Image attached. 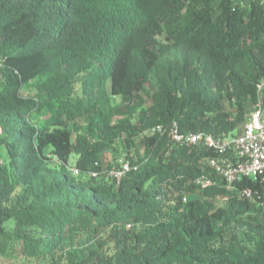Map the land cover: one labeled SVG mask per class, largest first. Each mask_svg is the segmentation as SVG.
I'll list each match as a JSON object with an SVG mask.
<instances>
[{
    "label": "trees",
    "instance_id": "16d2710c",
    "mask_svg": "<svg viewBox=\"0 0 264 264\" xmlns=\"http://www.w3.org/2000/svg\"><path fill=\"white\" fill-rule=\"evenodd\" d=\"M0 61V259L264 264V180L227 190L205 162L216 151L171 135L174 124L222 138L245 120L264 77L262 5L0 0ZM157 124L163 133L144 134ZM106 152L136 169L116 181L66 166L75 156L82 174L98 170ZM201 173L214 184L195 191Z\"/></svg>",
    "mask_w": 264,
    "mask_h": 264
},
{
    "label": "built area",
    "instance_id": "2783aa9c",
    "mask_svg": "<svg viewBox=\"0 0 264 264\" xmlns=\"http://www.w3.org/2000/svg\"><path fill=\"white\" fill-rule=\"evenodd\" d=\"M250 1H256L264 7V0H232L238 5H246ZM255 101L249 103L250 109H246L245 120L238 127L222 138L214 137L202 132H190L180 134L173 124L172 137L177 142L186 145L201 144L213 149L219 155L215 158H206V164L213 170L214 177H220L226 184V189L231 190L235 181L242 178L264 180V77L255 83ZM165 127L162 124L152 126L146 130V134L163 133ZM120 168H111L106 171L107 176L119 179L130 169L127 160L121 161ZM214 177L201 173L192 178L194 190H201L214 184ZM242 194L250 199L249 189H244ZM194 198L197 194H194ZM186 196L183 197V201ZM217 206H222L227 201L225 196L214 198ZM128 226V225H127Z\"/></svg>",
    "mask_w": 264,
    "mask_h": 264
},
{
    "label": "rangeland",
    "instance_id": "374dc122",
    "mask_svg": "<svg viewBox=\"0 0 264 264\" xmlns=\"http://www.w3.org/2000/svg\"><path fill=\"white\" fill-rule=\"evenodd\" d=\"M150 101L147 100L146 105H149ZM245 107L248 109H250L249 104H246ZM223 109L227 112H232V107L230 106V104H228L227 102H224L223 104ZM34 119V118H33ZM133 146L135 148V152L138 155H142L143 152V146L139 145L138 142L135 140L133 142ZM0 157L2 158V155L0 154ZM111 156L109 155V152H106L105 155L103 156V162H106L108 159H110ZM75 161V157L71 156L69 159V164L72 165ZM108 234L107 232H103L101 233L99 236H95L93 234H81L80 236L77 237L73 247L76 248L78 251L80 252H85L88 251V249L91 246H95L96 244V239H99L101 241L106 240ZM111 244H109L108 246L103 245L101 248H99V251H103L104 253H107L109 251H111ZM40 261V259H35V258H20V259H16V260H12L10 258H4V259H0V264H25V263H31V264H38V262ZM66 262V261H65Z\"/></svg>",
    "mask_w": 264,
    "mask_h": 264
},
{
    "label": "clouds",
    "instance_id": "9594fccd",
    "mask_svg": "<svg viewBox=\"0 0 264 264\" xmlns=\"http://www.w3.org/2000/svg\"><path fill=\"white\" fill-rule=\"evenodd\" d=\"M1 62V61H0ZM158 125V124H157ZM150 128V127H149ZM147 130V129H146ZM146 130L144 131V134L145 135H149V134H146ZM155 134H160V133H155ZM154 135V134H153ZM110 155V154H109ZM71 157V156H70ZM70 157H69V159H70ZM75 157V156H74ZM76 158V157H75ZM122 160H127L128 161V159L127 158H125V157H123V156H121V157H119L118 159H117V163H113L112 161H111V158L110 159H108L106 162H103L102 161V164H101V166H100V169H98V170H94V171H90V172H88V173H85V174H82L75 166H74V163L72 164V165H70L68 162H69V160H68V162L66 163V166H67V168H68V170L71 172V174L72 175H74V176H76V177H79V176H81L82 177V179H85V178H87L88 176L89 177H94L95 179H97V178H100V177H104V178H106V179H113V180H116V181H119L126 173H128L129 171H131V170H134V169H136V165L135 164H133V163H131V162H129L130 163V169L128 170V171H126L119 179H116V178H111V177H109V176H107V174H106V171L107 170H109V169H111V168H120V166L122 165V163H121V161ZM3 162H4V158H3V156H2V158L0 157V165L1 164H3ZM128 225V226H127ZM129 224H126L125 225V227L126 228H129ZM25 264H29V263H25Z\"/></svg>",
    "mask_w": 264,
    "mask_h": 264
}]
</instances>
